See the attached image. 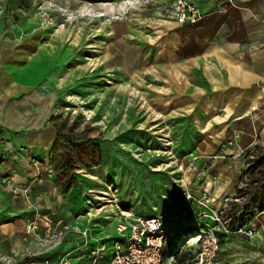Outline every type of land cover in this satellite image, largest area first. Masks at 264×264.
<instances>
[{
	"label": "rangeland",
	"instance_id": "obj_1",
	"mask_svg": "<svg viewBox=\"0 0 264 264\" xmlns=\"http://www.w3.org/2000/svg\"><path fill=\"white\" fill-rule=\"evenodd\" d=\"M175 1L0 0V264H56L83 243L77 235L80 241L72 247L65 242L60 253L59 243L73 226L65 222L62 229L43 230L36 223L42 212H32L29 188L42 174L69 202L75 220L106 248L117 236L121 213L163 215L164 225L188 224L191 232L211 229L222 244L212 264H264L263 238L251 256L236 257L224 249L231 238H249L239 230L261 229L252 222L264 175L246 169L257 160L264 163L263 149L243 152L241 176L231 194L217 200L198 189L212 168L232 164L227 148L236 142L231 138L203 152V132L194 121L197 99L212 90L195 68L187 77L179 75L183 53L173 47L167 27L175 20ZM25 98L56 136L59 131L97 137L100 163L80 160L69 191L59 188L49 161L51 146L30 149L22 131L9 124L16 117L12 107L19 105L14 103ZM260 178L258 185L254 179ZM188 192L195 200H186ZM218 201L221 205H214ZM193 235L185 243H192ZM201 241L185 258L196 254ZM108 254L109 249L102 254V264H108ZM72 255L78 258L72 264H94L84 248ZM172 263L182 264L173 256Z\"/></svg>",
	"mask_w": 264,
	"mask_h": 264
},
{
	"label": "crops",
	"instance_id": "obj_2",
	"mask_svg": "<svg viewBox=\"0 0 264 264\" xmlns=\"http://www.w3.org/2000/svg\"><path fill=\"white\" fill-rule=\"evenodd\" d=\"M186 1L200 9L202 18L182 24L169 21L167 27L173 47L183 53L179 61L183 72L179 75L187 77L195 68L197 75L209 79L212 92L197 99L199 114H195L194 120L203 132L206 145L203 152H211L231 138L236 142L227 148L232 155V164L228 168H212L210 175L203 177L198 186L219 200L236 189L244 161L243 152L257 146L264 151V0ZM174 34L179 36L174 37ZM21 100L14 103L19 105L12 107L16 117L9 124L22 131L30 149L46 150L55 141L56 131L50 125L45 128L35 108L30 111L29 99ZM6 111H10L8 106L4 116ZM211 174H216V178ZM36 183L29 188L33 192L32 209L27 207L32 212L41 210L42 215L36 217V223L43 230L53 226L62 229L65 222L74 228L84 227L75 220L78 218L76 212L48 177L42 174ZM214 205L221 203L218 201ZM252 223L261 229L247 236L249 238H231L224 249H229L236 257L253 255L258 238L264 239V211L258 212ZM9 227L6 229L13 228ZM67 236L63 243L58 242L62 247L60 253L68 243L72 247L80 241L75 233ZM218 245L215 259L222 251L219 240Z\"/></svg>",
	"mask_w": 264,
	"mask_h": 264
},
{
	"label": "built area",
	"instance_id": "obj_3",
	"mask_svg": "<svg viewBox=\"0 0 264 264\" xmlns=\"http://www.w3.org/2000/svg\"><path fill=\"white\" fill-rule=\"evenodd\" d=\"M200 13L198 8L186 0L175 1V21L177 23L195 22L199 20ZM195 200V196L188 192L186 200ZM167 215V214H166ZM165 215V216H166ZM157 215H133L131 213H121L116 225V238L113 239L110 248H106V242L101 238H94L87 228L71 227L73 233L83 238V243L78 248L87 250L88 255L93 256L94 264H102V254L109 249L108 264H173L172 258L167 260L162 255V248L168 237L172 235L175 228L165 226L161 218ZM70 231V228L68 229ZM67 230V232H68ZM239 233L252 235V230H239ZM201 247L199 246L196 254L182 264H212L219 245L215 233L208 227L203 232H199ZM94 243L93 247L89 244ZM90 244V245H91ZM72 251L66 252L56 260V264H72L71 260H77L72 255Z\"/></svg>",
	"mask_w": 264,
	"mask_h": 264
},
{
	"label": "trees",
	"instance_id": "obj_4",
	"mask_svg": "<svg viewBox=\"0 0 264 264\" xmlns=\"http://www.w3.org/2000/svg\"><path fill=\"white\" fill-rule=\"evenodd\" d=\"M97 137H89L87 138L85 135L82 137L76 133L73 136H67L58 131L56 139L54 143L51 145L49 151V161L53 167L54 172L57 176V181L61 182L60 190L63 189L65 192L69 191L74 182L73 171L76 168V165L79 164L80 160L86 158L87 160H92L91 165H97L100 163V158L102 157L100 147L96 143ZM256 163V165H254ZM261 161L258 160L256 162H252L249 169L250 174H254V172L258 170L259 175H264V168ZM254 165V166H253ZM260 178L258 181L256 179L255 182L260 184ZM262 186L259 188L260 191L256 194V202L258 203V207L256 208V212L264 211V180H262ZM64 192V193H65ZM169 227L175 228V231L172 235H170L163 246L164 249L167 250V256H173L175 259L179 260L181 263L185 262L190 258H185L186 254L193 252L194 247L198 246L197 243H185L187 237L191 234L196 235L199 232H191L189 231L188 224H181ZM163 249V250H164ZM163 252V251H162ZM163 255V253H162ZM192 258V257H191ZM31 258L25 259L22 263H26Z\"/></svg>",
	"mask_w": 264,
	"mask_h": 264
},
{
	"label": "bare ground",
	"instance_id": "obj_5",
	"mask_svg": "<svg viewBox=\"0 0 264 264\" xmlns=\"http://www.w3.org/2000/svg\"><path fill=\"white\" fill-rule=\"evenodd\" d=\"M202 18V17H201ZM196 22V21H195ZM196 235H197V237H195V235H193L192 237H190V238H192V244L194 243V242H196L197 241V239L199 238V236H198V233H196ZM170 258H172V256L170 255L169 256Z\"/></svg>",
	"mask_w": 264,
	"mask_h": 264
},
{
	"label": "clouds",
	"instance_id": "obj_6",
	"mask_svg": "<svg viewBox=\"0 0 264 264\" xmlns=\"http://www.w3.org/2000/svg\"><path fill=\"white\" fill-rule=\"evenodd\" d=\"M131 6H133V5H129V7H131ZM69 19L71 20V19H73V17L72 16H69Z\"/></svg>",
	"mask_w": 264,
	"mask_h": 264
}]
</instances>
